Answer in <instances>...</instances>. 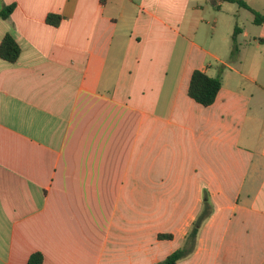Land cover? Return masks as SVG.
I'll return each mask as SVG.
<instances>
[{
    "label": "crops",
    "instance_id": "obj_1",
    "mask_svg": "<svg viewBox=\"0 0 264 264\" xmlns=\"http://www.w3.org/2000/svg\"><path fill=\"white\" fill-rule=\"evenodd\" d=\"M204 5L0 0V43L21 48L0 57V264L37 251L42 264H158L204 191L212 213L178 264H264V24L228 30L239 54L226 60L198 40L222 22ZM195 70L221 76L209 106L189 95Z\"/></svg>",
    "mask_w": 264,
    "mask_h": 264
},
{
    "label": "trees",
    "instance_id": "obj_2",
    "mask_svg": "<svg viewBox=\"0 0 264 264\" xmlns=\"http://www.w3.org/2000/svg\"><path fill=\"white\" fill-rule=\"evenodd\" d=\"M210 5L216 9L220 10L223 3L230 2L235 3L240 7L246 8L251 11L254 15V23L257 25L264 24V14L252 8L246 0H208ZM14 5L6 6L2 9L1 15L6 19L9 18L12 10L14 9ZM62 17L60 15L51 13L47 17V22L57 26ZM236 36H237V27L235 29L233 35V53L238 51V47L236 45ZM21 52V48L18 42L11 34H7L2 42L0 43V57L8 60L10 62H15ZM222 87V79L221 76L212 77L208 75L203 70H195L192 74L190 85H189V95L198 103L209 106L213 104L217 98L218 92ZM213 210L209 194L204 191V200L203 207L196 218L193 227L188 234L184 245L170 254L166 259L159 262L158 264H178V261L182 258L189 256L195 249L196 246V238L199 232L201 225L204 221L211 215ZM159 238H172V234H159ZM44 260L43 253L37 251L33 253L27 264H42Z\"/></svg>",
    "mask_w": 264,
    "mask_h": 264
},
{
    "label": "rangeland",
    "instance_id": "obj_3",
    "mask_svg": "<svg viewBox=\"0 0 264 264\" xmlns=\"http://www.w3.org/2000/svg\"><path fill=\"white\" fill-rule=\"evenodd\" d=\"M197 1H200V0H193L194 3ZM237 10H239V6L235 3H226L224 4L223 10H216L211 5L207 4L205 0V5L203 7V10H201L200 12V14L206 20L212 21L216 18H219L220 20H222V22L220 21V23H218L217 25L218 27L215 30H213L212 23L210 25L206 24L205 22L202 23L199 33H198L199 35L198 40L202 42L204 41L206 45L210 44L211 46H213L224 57H226V60L231 58L235 61L237 54H239V47H238V51L232 54L233 53V45H232L233 40L228 30H232L237 25H240L241 27H244L245 29H249L251 32L258 31L261 28L260 26H257L251 21L252 16L248 10H244L242 16H240L239 18H235L234 13ZM194 16H198V14H195L193 10H190L188 17L195 18ZM223 18L226 20V22H223ZM226 37L228 41L225 40ZM208 42H212V43H208Z\"/></svg>",
    "mask_w": 264,
    "mask_h": 264
}]
</instances>
